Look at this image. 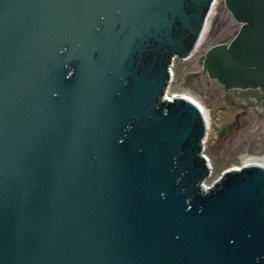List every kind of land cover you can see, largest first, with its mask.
<instances>
[{
    "label": "water",
    "instance_id": "water-1",
    "mask_svg": "<svg viewBox=\"0 0 264 264\" xmlns=\"http://www.w3.org/2000/svg\"><path fill=\"white\" fill-rule=\"evenodd\" d=\"M215 1L0 0V264H264V163L207 183L209 116L168 90ZM224 3L199 61L259 98L264 0Z\"/></svg>",
    "mask_w": 264,
    "mask_h": 264
},
{
    "label": "rangeland",
    "instance_id": "rangeland-1",
    "mask_svg": "<svg viewBox=\"0 0 264 264\" xmlns=\"http://www.w3.org/2000/svg\"><path fill=\"white\" fill-rule=\"evenodd\" d=\"M239 25L224 0H217L209 15L206 34L188 57H176L172 66L169 94L187 95L208 111L210 126L205 145L212 172L207 183L225 167L264 154V118L260 119L252 109L244 110L243 105L235 102L232 92L217 79L206 75L199 61L200 54L209 45L228 41ZM224 124L226 131L219 136Z\"/></svg>",
    "mask_w": 264,
    "mask_h": 264
},
{
    "label": "flooded vegetation",
    "instance_id": "flooded-vegetation-1",
    "mask_svg": "<svg viewBox=\"0 0 264 264\" xmlns=\"http://www.w3.org/2000/svg\"><path fill=\"white\" fill-rule=\"evenodd\" d=\"M234 98L238 104L245 107L244 110L252 109L260 119L264 118V95L260 96L259 98L256 96L244 98L234 95Z\"/></svg>",
    "mask_w": 264,
    "mask_h": 264
},
{
    "label": "bare ground",
    "instance_id": "bare-ground-1",
    "mask_svg": "<svg viewBox=\"0 0 264 264\" xmlns=\"http://www.w3.org/2000/svg\"><path fill=\"white\" fill-rule=\"evenodd\" d=\"M206 34V33H205ZM203 110L206 112V114L208 115V111L203 108ZM208 131H209V127H208ZM209 134V133H208ZM250 161H257V162H261L264 163V154L263 155H258V156H252V157H248L244 160V162H250Z\"/></svg>",
    "mask_w": 264,
    "mask_h": 264
}]
</instances>
